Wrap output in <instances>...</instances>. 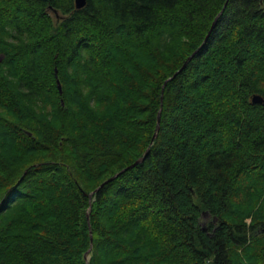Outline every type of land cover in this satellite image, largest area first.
Segmentation results:
<instances>
[{
    "label": "trees",
    "instance_id": "trees-1",
    "mask_svg": "<svg viewBox=\"0 0 264 264\" xmlns=\"http://www.w3.org/2000/svg\"><path fill=\"white\" fill-rule=\"evenodd\" d=\"M254 95L264 0H0V264H264Z\"/></svg>",
    "mask_w": 264,
    "mask_h": 264
},
{
    "label": "water",
    "instance_id": "water-1",
    "mask_svg": "<svg viewBox=\"0 0 264 264\" xmlns=\"http://www.w3.org/2000/svg\"><path fill=\"white\" fill-rule=\"evenodd\" d=\"M74 3H75V8H76V9H81V8H83V7L85 6V4H86V0H74ZM221 12H222V11H221ZM221 12H220V13L214 18V20H213V22H212V24H211V26H210V29H209L208 33L206 34L205 39H204V41L202 42V44L198 47V49H196V50H195V51H194V52H193V53H192V54L186 59V61L184 62V64H183L182 67L180 68V70L177 71V72L174 74V76H176V74H178L180 71H182V70L187 66L188 62L194 57V55H195V54H196V53H197V52H198V51H199V50L205 45V43H206V41L208 40V38H209V36H210L212 30L214 29V27H215L216 24H217V21H218V18H219V15L221 14ZM174 76H173V77H174ZM55 77H56V84H57L58 91H59V93L61 94V93H62V87H61L60 81H59V79H58V77H57V70H56V69H55ZM161 101H162V97H161ZM61 103L63 104V100H61ZM252 103H255V104H262V103H264V98L261 97V96H259V95H254V96L252 97ZM160 113H161V110H159V112H158L156 131H155V133H154V135H153V137H152L151 142H152V141L154 140V138L157 136V131H158V129H159V122H160ZM148 152H149V150L147 149V150H146V154H148ZM146 154H145V156H146ZM145 156L142 157V158H140V159H138V160L135 161L133 164H131V165H129L128 167L124 168V169H123L122 171H120L118 174L114 175L113 177H111L110 179H108L107 181H105L100 187H102L105 183L114 180L119 174H121V173H123V172H125V171H127V170H129V169H131V168H133V167L136 166L137 164L141 163V162L144 160ZM100 187H99V188H100ZM99 188H97L96 191H97ZM92 195H93V193H91V194L89 195V198H91ZM205 214H206V213H205ZM88 217H89V214L87 215V218H88ZM90 238H91V240H92L91 233H90ZM88 253H89V251L85 254V258H87Z\"/></svg>",
    "mask_w": 264,
    "mask_h": 264
},
{
    "label": "snow or ice",
    "instance_id": "snow-or-ice-1",
    "mask_svg": "<svg viewBox=\"0 0 264 264\" xmlns=\"http://www.w3.org/2000/svg\"><path fill=\"white\" fill-rule=\"evenodd\" d=\"M143 3L150 6L154 2H158V0H142ZM5 205V199L3 197H0V207H3Z\"/></svg>",
    "mask_w": 264,
    "mask_h": 264
},
{
    "label": "rangeland",
    "instance_id": "rangeland-1",
    "mask_svg": "<svg viewBox=\"0 0 264 264\" xmlns=\"http://www.w3.org/2000/svg\"><path fill=\"white\" fill-rule=\"evenodd\" d=\"M206 221H207V218H206V216H204V218H203V220H202L201 224H202L203 226H205V224H206Z\"/></svg>",
    "mask_w": 264,
    "mask_h": 264
},
{
    "label": "flooded vegetation",
    "instance_id": "flooded-vegetation-1",
    "mask_svg": "<svg viewBox=\"0 0 264 264\" xmlns=\"http://www.w3.org/2000/svg\"><path fill=\"white\" fill-rule=\"evenodd\" d=\"M208 216H209V215H206V218H209Z\"/></svg>",
    "mask_w": 264,
    "mask_h": 264
},
{
    "label": "bare ground",
    "instance_id": "bare-ground-1",
    "mask_svg": "<svg viewBox=\"0 0 264 264\" xmlns=\"http://www.w3.org/2000/svg\"><path fill=\"white\" fill-rule=\"evenodd\" d=\"M205 44H206V43H205ZM197 49H198V48H197ZM194 56H195V55H194ZM61 94H62V93H61ZM90 194H91V193H90ZM90 194H89V195H90Z\"/></svg>",
    "mask_w": 264,
    "mask_h": 264
}]
</instances>
